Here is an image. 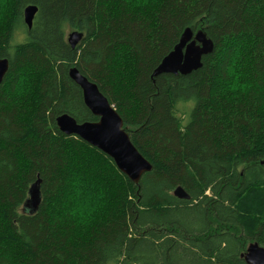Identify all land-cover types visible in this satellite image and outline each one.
<instances>
[{
  "label": "trees",
  "instance_id": "trees-1",
  "mask_svg": "<svg viewBox=\"0 0 264 264\" xmlns=\"http://www.w3.org/2000/svg\"><path fill=\"white\" fill-rule=\"evenodd\" d=\"M187 29L214 52L154 77ZM0 59V264H247L248 245L264 247V0H7ZM72 68L152 165L139 184L59 130L65 114L98 121Z\"/></svg>",
  "mask_w": 264,
  "mask_h": 264
},
{
  "label": "water",
  "instance_id": "water-1",
  "mask_svg": "<svg viewBox=\"0 0 264 264\" xmlns=\"http://www.w3.org/2000/svg\"><path fill=\"white\" fill-rule=\"evenodd\" d=\"M37 12L38 8L34 5L25 9V23L30 29ZM82 38V33L73 32L68 36V43L75 48ZM214 50V43L203 31L195 34L187 29L179 44L155 70L154 77L163 74L190 75L203 67V59L210 56ZM8 70V59H0V86ZM69 76L81 88L85 105L98 118V121L79 124L74 118L65 114L57 118L59 130L67 136L79 137L103 152L113 160L121 173L133 183L139 184L143 175L152 170V165L132 143L124 128V121L97 85L82 76L77 68H72ZM40 183L41 181L38 180L31 186L29 199L23 206L24 213L32 215L38 211L42 201ZM175 196L180 200L190 199L182 188L175 191ZM243 258L247 264H264V248L258 243H252L248 245Z\"/></svg>",
  "mask_w": 264,
  "mask_h": 264
},
{
  "label": "snow or ice",
  "instance_id": "snow-or-ice-1",
  "mask_svg": "<svg viewBox=\"0 0 264 264\" xmlns=\"http://www.w3.org/2000/svg\"><path fill=\"white\" fill-rule=\"evenodd\" d=\"M0 2H2V0H0ZM129 2L133 4V6L148 7L154 2V0H129ZM94 211L95 209H88L89 215H91Z\"/></svg>",
  "mask_w": 264,
  "mask_h": 264
},
{
  "label": "rangeland",
  "instance_id": "rangeland-1",
  "mask_svg": "<svg viewBox=\"0 0 264 264\" xmlns=\"http://www.w3.org/2000/svg\"><path fill=\"white\" fill-rule=\"evenodd\" d=\"M6 1L7 0H2V2H0V15L4 12V8L6 6ZM3 11V12H2ZM72 32H69V34ZM68 38V37H67Z\"/></svg>",
  "mask_w": 264,
  "mask_h": 264
},
{
  "label": "bare ground",
  "instance_id": "bare-ground-1",
  "mask_svg": "<svg viewBox=\"0 0 264 264\" xmlns=\"http://www.w3.org/2000/svg\"><path fill=\"white\" fill-rule=\"evenodd\" d=\"M178 188H182V187H178ZM178 188H177V189H178ZM177 189H176V190H177ZM182 189H183V188H182ZM176 190H175V191H176ZM174 195H175V192H174ZM189 197H190V196H189ZM259 245H260V244H259ZM260 246H261V245H260ZM261 247H262V246H261ZM263 248H264V247H263Z\"/></svg>",
  "mask_w": 264,
  "mask_h": 264
}]
</instances>
